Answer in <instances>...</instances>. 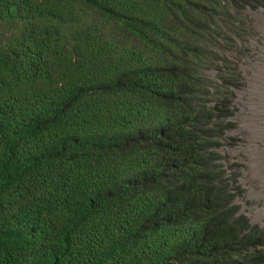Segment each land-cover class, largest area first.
Returning <instances> with one entry per match:
<instances>
[{
    "label": "trees",
    "instance_id": "obj_1",
    "mask_svg": "<svg viewBox=\"0 0 264 264\" xmlns=\"http://www.w3.org/2000/svg\"><path fill=\"white\" fill-rule=\"evenodd\" d=\"M260 7L0 0V264H264L220 154Z\"/></svg>",
    "mask_w": 264,
    "mask_h": 264
},
{
    "label": "rangeland",
    "instance_id": "obj_2",
    "mask_svg": "<svg viewBox=\"0 0 264 264\" xmlns=\"http://www.w3.org/2000/svg\"><path fill=\"white\" fill-rule=\"evenodd\" d=\"M245 25L238 48L226 53L240 82L232 90L236 128L220 154L227 178L238 188L240 213L264 231V7L252 10ZM209 76L219 79L217 71Z\"/></svg>",
    "mask_w": 264,
    "mask_h": 264
},
{
    "label": "clouds",
    "instance_id": "obj_3",
    "mask_svg": "<svg viewBox=\"0 0 264 264\" xmlns=\"http://www.w3.org/2000/svg\"><path fill=\"white\" fill-rule=\"evenodd\" d=\"M232 180V179H231ZM233 181V180H232ZM232 186H233V183H232ZM233 189H238L237 187L235 188L234 186H233ZM234 193H235V190H234ZM236 198H237V196H236ZM236 201V200H235ZM252 224V223H251ZM253 225V224H252Z\"/></svg>",
    "mask_w": 264,
    "mask_h": 264
}]
</instances>
